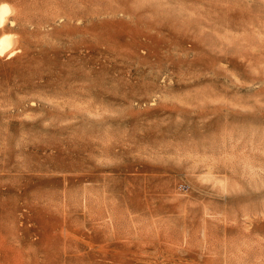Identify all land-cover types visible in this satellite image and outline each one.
<instances>
[{
    "label": "rangeland",
    "instance_id": "obj_1",
    "mask_svg": "<svg viewBox=\"0 0 264 264\" xmlns=\"http://www.w3.org/2000/svg\"><path fill=\"white\" fill-rule=\"evenodd\" d=\"M3 2L0 264H264V0Z\"/></svg>",
    "mask_w": 264,
    "mask_h": 264
},
{
    "label": "clouds",
    "instance_id": "obj_2",
    "mask_svg": "<svg viewBox=\"0 0 264 264\" xmlns=\"http://www.w3.org/2000/svg\"><path fill=\"white\" fill-rule=\"evenodd\" d=\"M15 15V9L8 4L0 0V29L4 27L5 24L9 23V17ZM14 24V22H12ZM8 37L4 38L5 46H7Z\"/></svg>",
    "mask_w": 264,
    "mask_h": 264
},
{
    "label": "bare ground",
    "instance_id": "obj_3",
    "mask_svg": "<svg viewBox=\"0 0 264 264\" xmlns=\"http://www.w3.org/2000/svg\"><path fill=\"white\" fill-rule=\"evenodd\" d=\"M8 3V2H7ZM9 4V3H8ZM10 22L12 23L13 20L10 19ZM8 37V41H7V46H5V42H4V38ZM15 36L14 33L11 32H4L0 35V53L4 54V53H14L16 48L15 46Z\"/></svg>",
    "mask_w": 264,
    "mask_h": 264
}]
</instances>
